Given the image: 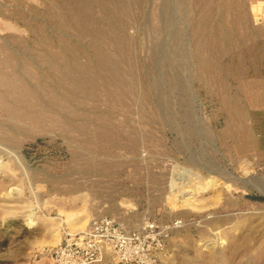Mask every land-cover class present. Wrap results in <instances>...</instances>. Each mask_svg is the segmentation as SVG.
<instances>
[{"label": "rangeland", "instance_id": "1", "mask_svg": "<svg viewBox=\"0 0 264 264\" xmlns=\"http://www.w3.org/2000/svg\"><path fill=\"white\" fill-rule=\"evenodd\" d=\"M61 248L264 264V0H0V264Z\"/></svg>", "mask_w": 264, "mask_h": 264}, {"label": "built area", "instance_id": "2", "mask_svg": "<svg viewBox=\"0 0 264 264\" xmlns=\"http://www.w3.org/2000/svg\"><path fill=\"white\" fill-rule=\"evenodd\" d=\"M110 230H113L112 229V221L108 220L106 218H103V219L97 221L95 224H93L89 231L84 232L82 235L83 236L82 240H80V241L81 242H83V240L91 241L90 240L91 238L94 240L96 238L106 239L109 235H111L109 233ZM120 235H121V233L120 234L119 233L112 234V236L114 238L117 237L116 238L117 240L119 238H122ZM81 242H79V243H81ZM68 251H70V250H68V249L66 250L65 248L58 249L59 253L57 254V258H59L61 260V262H59L60 264H90V263L101 261L100 253H98L99 248H96V249L84 248L82 251L79 250V251L74 252L73 258L66 259V257L69 256ZM92 251H95V253H93Z\"/></svg>", "mask_w": 264, "mask_h": 264}, {"label": "bare ground", "instance_id": "3", "mask_svg": "<svg viewBox=\"0 0 264 264\" xmlns=\"http://www.w3.org/2000/svg\"><path fill=\"white\" fill-rule=\"evenodd\" d=\"M213 185H214V183H213L212 181H210V182L208 183L207 186H208V187H212ZM206 188H207L206 186H205V187H202L201 190L204 191ZM184 192H186V190H183V189H180V188H179L178 190H176L175 195H174V194H173V195H174L175 198H176V197H178L179 195L183 194ZM28 223H33V221H32V220H29Z\"/></svg>", "mask_w": 264, "mask_h": 264}]
</instances>
